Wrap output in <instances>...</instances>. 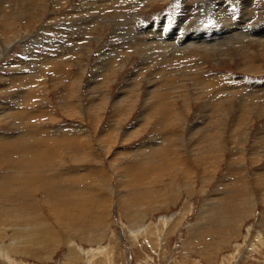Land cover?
<instances>
[{
    "label": "rangeland",
    "instance_id": "rangeland-1",
    "mask_svg": "<svg viewBox=\"0 0 264 264\" xmlns=\"http://www.w3.org/2000/svg\"><path fill=\"white\" fill-rule=\"evenodd\" d=\"M243 1L0 0V177L14 172L0 264H264V115L238 110L262 103L264 47L236 28L226 54L143 59L140 45L166 16L183 37L242 21ZM248 2L244 26L261 32L264 0ZM197 74L211 84L195 100ZM153 78L186 84L187 102L147 100ZM39 207L47 239L21 230Z\"/></svg>",
    "mask_w": 264,
    "mask_h": 264
},
{
    "label": "bare ground",
    "instance_id": "bare-ground-1",
    "mask_svg": "<svg viewBox=\"0 0 264 264\" xmlns=\"http://www.w3.org/2000/svg\"><path fill=\"white\" fill-rule=\"evenodd\" d=\"M96 1V0H95ZM99 1V0H98ZM102 1V0H101ZM104 3H106L107 1L109 0H103ZM121 1V0H119ZM123 1V0H122ZM126 1V0H125ZM90 2V1H89ZM103 3V5H104ZM246 4V6L249 4L248 0H244L243 1V6H242V13L240 15V19L242 21H240L239 19L235 20V21H226L223 26H212V27H209V30L208 31H202L201 29V32L200 33H197L195 36H191L190 37H183V26L181 25L180 22H178L177 24H180V26H177V32L174 30V27L170 28V23L168 21V16H166L164 18V21H163V24L165 25L164 29L162 30V32H164L163 35L159 34L158 36H152L149 32L148 33H142V37H144L145 39H143V41L140 42V45L141 47L144 48L145 50V53L143 54V59L146 58L147 54L148 53H159L157 51H163L164 53H166L167 55H172V56H175L176 58L178 57H182V56H187L188 58H191L192 56L194 58L200 56V54L196 53L197 51H194L192 48H191V45H198V46H201L203 47L204 49L206 50H213L215 51L216 53H210V54H213V55H218L219 54H222V53H228V51H224V52H220L222 50H227L230 45L233 43V38H231L230 35H232L230 32V30L236 28V31H241L242 33V36L240 37H237L240 41L238 43H242L244 44V46H247L248 43L246 42L247 39H257L258 41H260V43H257L259 44L261 47H264V26L263 28L260 29L261 32H259V30L257 29L256 30V27H253L252 26H244V24L246 23L245 21H247L248 19H253V18H247L246 19V13L244 11V5ZM97 5H100V4H97ZM102 5V3H101ZM245 6V7H246ZM96 7V5H94V8ZM90 7H88L87 9L89 10ZM93 8V7H92ZM97 8V7H96ZM99 8V7H98ZM91 9V8H90ZM86 10V9H85ZM89 12V11H88ZM101 12V11H99ZM105 12V11H104ZM107 12V11H106ZM240 12V11H239ZM91 13V12H89ZM106 14V13H105ZM126 14V13H125ZM101 15V14H99ZM127 15V14H126ZM102 16V15H101ZM104 16V15H103ZM109 16V14H108ZM182 15H180L181 17ZM105 17V16H104ZM111 17H113L111 15ZM177 18V17H176ZM181 19H184V18H181ZM101 20H103L101 18ZM120 20V19H119ZM106 21V20H105ZM109 21V20H108ZM114 21V20H113ZM176 21V20H175ZM79 22V21H78ZM111 22V20H110ZM253 22V20H252ZM81 23V22H80ZM109 23V22H107ZM160 23V22H158ZM99 24V23H98ZM114 24V23H113ZM175 24V23H174ZM237 26H239L237 28ZM158 27V26H157ZM151 29V28H150ZM169 29H171L170 33H168ZM206 29V28H204ZM147 30V29H146ZM178 30H181V32H179ZM199 30V29H198ZM193 31V30H192ZM154 32V31H153ZM135 34V33H134ZM189 35V34H188ZM137 37V36H136ZM123 39V38H122ZM134 39V37H133ZM80 40V39H79ZM131 41H138V40H131ZM231 41V42H230ZM129 42V41H128ZM230 42V43H229ZM229 46H228V45ZM135 45V43L133 44ZM241 45V44H239ZM243 45H241L240 47L244 50H241V49H235V50H240L241 53L243 54H249V50L246 49L245 50V47ZM138 47V46H137ZM258 47V45H257ZM256 47V48H257ZM132 48V46H131ZM134 48V47H133ZM139 49V48H137ZM92 50V49H91ZM149 50H152L153 52H148ZM3 52V51H2ZM233 52V51H232ZM70 53V52H69ZM68 53V54H69ZM138 53V52H136ZM254 53V52H253ZM252 53V54H253ZM165 54V55H166ZM242 54V55H243ZM259 54V53H258ZM62 55V54H61ZM246 55V56H247ZM208 58H211L210 56L206 55ZM238 56V55H237ZM249 56V55H248ZM62 57V56H61ZM171 57V56H170ZM251 57V56H250ZM249 59V58H248ZM251 60H252V57H251ZM154 62V61H152ZM250 62V61H249ZM253 62V61H251ZM250 62V63H251ZM47 63V62H46ZM146 63V62H144ZM42 64V63H41ZM123 65V64H122ZM148 65V64H147ZM160 65V64H159ZM198 65V64H197ZM155 66V65H154ZM158 66V65H157ZM156 66V67H157ZM164 66V65H163ZM199 66V65H198ZM122 67V66H121ZM142 67V66H141ZM193 67V66H192ZM107 68V67H106ZM104 69V70H108V69ZM200 68V67H199ZM119 69V68H118ZM190 69H193L190 67ZM165 70V69H164ZM183 70V69H182ZM186 70V69H185ZM201 70V69H200ZM117 70L114 71L113 74H115ZM202 71V70H201ZM143 72V70H142ZM158 73L155 72V74H159V70L157 71ZM112 73V72H111ZM138 73V71H137ZM141 73V72H140ZM186 73V72H185ZM188 73V72H187ZM192 73V72H191ZM136 74V73H135ZM139 74V73H138ZM177 74V73H176ZM97 75V74H96ZM143 75V74H142ZM166 76V74L164 73L163 75H161V77L164 79V77ZM112 77V76H111ZM115 77V76H114ZM193 78H196V85L194 86L193 85V89H194V96L191 97V99H195V100H198L201 98V96H203V94L206 95V89L208 88V85L211 84L210 80L204 78V76L200 75V74H197L195 76H193ZM193 78H191V80H193ZM199 78H202L203 81H200ZM133 79V78H132ZM156 79V78H155ZM155 79L153 78L152 80H150V82L152 83V85L154 87H152L151 89H149L147 91V100H153V99H156V97L160 96V98L164 99V98H170L172 101L173 99H175L176 97L177 98H181L183 100H186V97L189 96L187 94V90H189V87L186 86V84H172V85H168V86H165V87H160L161 85H165V84H168V83H165L163 81L160 82V79L158 78L156 81ZM187 79V78H185ZM183 80V79H182ZM181 80V81H182ZM134 82V81H133ZM164 82V83H163ZM79 83V82H77ZM76 83V84H77ZM132 84V83H131ZM137 84V83H136ZM256 85L254 86L255 90H257L258 88L261 89L260 92H258V95H259V98H258V101H262V103H243L240 105V109L238 110H241V111H244L245 114H246V117L248 118H251L253 116V114H256L257 116H262L264 115V83H255ZM128 85V84H126ZM212 85H213V82H212ZM80 86V85H78ZM133 87V86H132ZM79 88V87H78ZM219 88V87H218ZM217 89V87H216ZM226 90V89H225ZM224 90H219V92L221 93V95H223ZM230 91V90H229ZM27 90L23 91V93H20V97L21 99H25L27 97ZM214 92V91H213ZM233 92V90H232ZM240 92V91H239ZM256 92V91H255ZM254 92V93H255ZM190 93V92H189ZM230 93V92H227V94ZM125 94V93H124ZM253 95V93H250ZM191 95V94H190ZM230 95V94H228ZM234 95V94H233ZM219 96V95H218ZM19 97V98H20ZM104 97V96H103ZM124 97H127V96H124ZM244 97V96H243ZM204 98V96H203ZM250 98V97H249ZM248 98V99H249ZM67 100V103H70L73 99H68V97L65 98ZM105 99V98H104ZM189 99V100H191ZM27 100V98H26ZM121 100V97L120 99ZM118 100V101H119ZM167 100V99H166ZM227 101H229L230 99L227 98L225 99ZM65 101V100H64ZM63 101V102H64ZM117 101V103H118ZM254 101V99H253ZM23 101L20 102V106L23 105L22 103ZM27 102V101H25ZM24 102V104H25ZM122 102V101H121ZM126 102V101H125ZM157 102V101H156ZM187 102V100H186ZM65 103V102H64ZM172 103V102H171ZM174 104L177 105V102H175ZM246 104V105H245ZM85 106V105H84ZM92 106V105H91ZM94 106V104H93ZM11 109V108H10ZM10 109L8 110H5L3 111V113L9 111ZM19 109H22L19 107ZM81 110V109H80ZM151 110V108H150ZM237 110V111H238ZM154 111V110H153ZM218 111V110H217ZM171 112V111H170ZM174 114L177 115V116H181L183 115V113L180 111V109L178 108V106H176L175 110H174ZM7 114V113H6ZM226 114V111H223L222 112V115H225ZM242 113H239V115H241ZM4 114H1L0 113V117H2ZM8 115V114H7ZM170 115V114H169ZM147 116V114H146ZM171 116V115H170ZM115 117V116H114ZM149 117V116H148ZM16 122V121H15ZM20 125H21V122H18ZM17 125V124H16ZM17 127V126H16ZM20 126L17 127V129H19ZM21 133V132H20ZM16 134V135H23V134ZM18 137V136H17ZM17 137H14L12 136V141H16L18 138ZM20 141V140H19ZM12 143V142H11ZM19 144V143H18ZM15 145V144H14ZM13 145V146H14ZM23 145V143H22ZM16 147V145H15ZM24 148V147H23ZM27 150V149H26ZM25 151V150H24ZM26 152V151H25ZM40 152V151H39ZM38 153V152H37ZM26 154V153H25ZM29 154V153H28ZM43 154V153H42ZM3 155V154H2ZM40 156V155H39ZM37 156V157H39ZM44 156V155H42ZM45 157V156H44ZM4 158V157H3ZM33 160V159H32ZM31 160V161H32ZM42 161V160H41ZM49 162V161H48ZM26 163V162H24ZM33 166V165H32ZM25 169V168H24ZM12 169L8 170L7 172H3L2 176L0 177V193L2 194L3 192H5V187L3 188L4 184L10 182L11 178H14V172L11 171ZM15 170V168H14ZM3 171V170H2ZM46 171V170H45ZM19 172V171H18ZM27 172V171H26ZM16 174V173H15ZM18 174V173H17ZM26 174V173H25ZM28 175V174H27ZM54 177V176H53ZM14 180V179H13ZM49 181V180H48ZM52 181V180H51ZM54 181L57 182V179L56 177H54ZM54 183V182H52ZM51 184V183H50ZM49 184V185H50ZM19 185V184H18ZM25 186V185H24ZM39 186V185H38ZM52 186V185H51ZM7 188H9L7 186ZM53 189H55L53 187ZM10 190V188H9ZM48 198H51L50 200H54V197L53 196H50L49 194L47 195ZM10 197V196H9ZM30 200V199H29ZM28 200V201H29ZM56 200V199H55ZM30 202H34L33 199L30 200ZM35 203V202H34ZM37 204V203H36ZM52 204L51 206L48 204V209H54L52 208ZM5 211V208H0V213L4 212ZM57 211V210H56ZM54 211V213L56 214L57 212ZM12 211H10L9 213H11ZM41 212V213H39ZM44 212V211H43ZM41 211V208L39 207V210L37 212H34L32 216V218H27L28 220H31L33 221V219H37L35 221V224H29V225H25V226H22L21 227V230L25 232L26 236L27 235H36L37 237H39L38 235H41L42 238L44 239H47L49 237H51V229L53 225L49 224L47 221L44 220V218H42L41 214L43 213ZM32 213V212H31ZM25 214V213H23ZM23 218V217H22ZM61 220V219H60ZM31 223V222H30ZM18 224V223H15V225ZM50 227V228H49ZM33 239V238H32ZM74 244V241L72 242ZM9 245V244H8ZM8 248L7 246H3V245H0V249H1V256H3L6 260H11L9 258V254L4 250ZM79 249V248H78ZM80 250V249H79ZM92 251V250H91Z\"/></svg>",
    "mask_w": 264,
    "mask_h": 264
}]
</instances>
